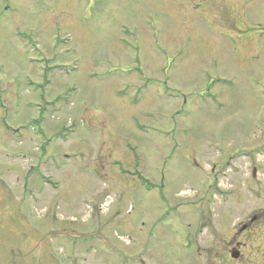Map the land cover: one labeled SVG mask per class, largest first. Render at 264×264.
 <instances>
[{"label":"rangeland","instance_id":"1","mask_svg":"<svg viewBox=\"0 0 264 264\" xmlns=\"http://www.w3.org/2000/svg\"><path fill=\"white\" fill-rule=\"evenodd\" d=\"M0 172L119 249L72 264H253L264 0H0Z\"/></svg>","mask_w":264,"mask_h":264},{"label":"flooded vegetation","instance_id":"2","mask_svg":"<svg viewBox=\"0 0 264 264\" xmlns=\"http://www.w3.org/2000/svg\"><path fill=\"white\" fill-rule=\"evenodd\" d=\"M29 170L31 172L33 169ZM257 171L254 169L253 180H256ZM32 178L29 177L30 182L24 179L22 190H27L35 184H31ZM18 181L19 178L15 176L12 186L18 185ZM45 183L56 188L52 183ZM5 186L7 185L4 181L0 180V264H72L78 260L75 255L78 250L85 252L104 249L118 254L119 249L109 245L107 239L93 233H77L71 228L67 229L63 221L57 222L55 210L60 211V208L56 204L53 206V202L43 208L44 217H37L29 210L32 207L31 201L26 206L23 201L11 199V195L6 194L5 190L8 189ZM251 227L253 236L264 241V211H254L252 219L242 225L241 231ZM241 249L240 243L234 244L232 241L227 251L225 248H219L215 255L221 261L220 256L226 252L231 254L237 251L240 258ZM205 256V259L209 260V250L205 251ZM139 259L140 264H146L145 260ZM253 264H264V251L258 252L257 248L254 249Z\"/></svg>","mask_w":264,"mask_h":264},{"label":"water","instance_id":"3","mask_svg":"<svg viewBox=\"0 0 264 264\" xmlns=\"http://www.w3.org/2000/svg\"><path fill=\"white\" fill-rule=\"evenodd\" d=\"M238 257H239V253L238 252H233L231 254V258L234 259V260L238 259Z\"/></svg>","mask_w":264,"mask_h":264}]
</instances>
